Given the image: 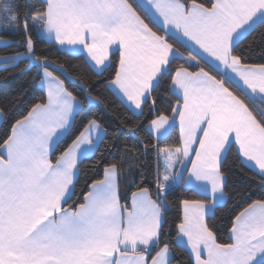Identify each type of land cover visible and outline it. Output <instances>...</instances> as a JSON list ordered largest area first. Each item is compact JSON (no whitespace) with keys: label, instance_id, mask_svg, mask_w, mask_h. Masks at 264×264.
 <instances>
[{"label":"snow or ice","instance_id":"obj_1","mask_svg":"<svg viewBox=\"0 0 264 264\" xmlns=\"http://www.w3.org/2000/svg\"><path fill=\"white\" fill-rule=\"evenodd\" d=\"M26 7L22 19L16 0L0 2V31L23 33L25 45V54L4 59L15 62L27 55L38 75L43 73L47 102L16 120L0 146V264H173L164 217L167 196L181 185L205 198L181 202L175 247L186 249L188 260L176 264H264V199L234 216L230 242L219 243L205 220L224 197V153L238 146L241 163L264 178V64L247 63L239 51L252 32L264 27V0H212L210 5L203 0H135V6L130 0H40ZM138 8L145 16L154 10L159 19L153 17L150 27ZM41 35L67 46L69 54L86 52L98 74L114 67L110 52L118 53L107 87L124 98L122 103L130 102L134 115L143 116L147 109L155 116L147 125L150 135L167 137L178 118L179 146L157 151L155 198L148 187H139L130 203H122L121 166L112 163L103 179L92 182L83 202L64 207L74 195L80 157L89 150L82 146H92L104 129L88 120L53 162L61 138L72 132L85 106L54 74L59 69L67 76L64 65L37 54ZM169 40L198 47L210 58L209 71L191 52L188 63L196 61L197 71L173 68L184 53ZM217 70L220 78L212 74ZM162 91L175 99L174 106Z\"/></svg>","mask_w":264,"mask_h":264},{"label":"trees","instance_id":"obj_2","mask_svg":"<svg viewBox=\"0 0 264 264\" xmlns=\"http://www.w3.org/2000/svg\"><path fill=\"white\" fill-rule=\"evenodd\" d=\"M16 2L22 5L21 18L23 19V12L27 10V4H38L40 0H16ZM130 2L135 6V0H130ZM203 2L210 5L212 0H203ZM137 11L152 27L153 22L150 16H145L144 11L140 8ZM158 34L164 35L165 33L159 32ZM1 36L9 39L10 43L0 46V57L13 56L15 53L25 54L23 33L14 35L8 31L7 33L1 32ZM33 39L36 40L37 37L34 36ZM169 42L174 43V47L180 48V51L184 53L183 58L178 57L174 60L173 68L184 65L191 71L198 70L197 65L188 63L189 52L196 56L192 51L172 40ZM36 49L37 54L42 53L57 64L64 65L67 69V76L62 74L59 69L54 74L64 80L68 90L72 91L85 106L84 111L75 116L72 132L64 136L61 139L62 142L56 147L52 157L53 162L68 144H71L88 120H97L105 131L104 137L94 152L80 160L73 189L74 195L64 207H74L76 203L83 202L84 194L89 191L92 182L103 179L105 167L112 163L121 166L118 183L122 203H130L131 193L138 190L139 187H148L155 198L154 176L157 167V151L179 146L177 143L180 134L178 124L174 123L167 137L157 138L153 133L150 135L146 130L147 125L155 116L149 115L147 109L143 116L134 115L130 108L121 102V98L117 94L114 95L113 91L107 87V82L114 76L115 67L118 66V53H112L110 56L114 67L98 74L90 67V63L83 53L69 54L54 42L41 37L36 43ZM239 51L247 58V63L264 64V27L257 28L252 32ZM28 60L27 56L0 67V110L3 113L0 125V146L3 145L7 135L11 134L12 126L16 120L23 119L34 105L47 102V94L41 86L42 72L38 75L37 67L34 64H29ZM196 60L200 62L199 66L209 71L208 63L198 56H196ZM218 72L212 74L220 78ZM174 74L173 71L172 75ZM69 77L72 79L70 80ZM80 83L88 89L87 92L81 89ZM230 90L235 91V88L230 87ZM160 94L170 99L174 106L175 99L170 94L163 91ZM88 95L94 97L92 103L87 100ZM96 100L100 103H95ZM162 114L172 115L170 111H162ZM241 161L235 147L222 160L221 170L226 177L224 191L227 201L223 205L216 206L213 212L205 218L209 227L217 235L219 243L230 242V229L236 214L253 201L264 199V178ZM159 163L161 171H163L161 157ZM204 198L203 195L183 185L170 191L167 196L164 232L169 237L170 247L175 254L173 264H176L177 260L185 262L188 260L187 250L175 247L176 226L183 219L181 202L184 199Z\"/></svg>","mask_w":264,"mask_h":264},{"label":"crops","instance_id":"obj_3","mask_svg":"<svg viewBox=\"0 0 264 264\" xmlns=\"http://www.w3.org/2000/svg\"><path fill=\"white\" fill-rule=\"evenodd\" d=\"M141 2L143 3L144 0H141ZM153 17H156V14L154 13V10L152 11V14H151L150 18L152 19ZM156 19L158 20L159 18L156 17ZM0 23H2V21H0ZM1 32H2V31H0V46L8 45V44L10 43V40L7 39L6 37L1 36ZM40 37L43 38V39L48 40V39H47L46 37H44L43 35H41ZM48 41H49V40H48ZM184 46L187 47L190 51H192V52H193L196 56H198V58H200L201 60H203V61L206 62V61H208V60L210 59L209 57H207L206 54H203L202 51L198 49V47H196V46H194V45H191V44H188V43H185ZM59 47H60V46H59ZM116 47H117V46L113 45V46H112L113 50H114ZM60 48L63 49V50H66V51H67V46H65V47H63V48L60 47ZM77 53H83V54H85L86 57H87V53L84 52V51H80V52H77ZM112 53H113V52H110V56H111ZM8 57H10V56H8ZM25 57H27V55H21V57H20L18 60H20V59H22V58H25ZM4 58H5V57H0V67H2V66H4V65H6V64H8V63H10V62H12V61H5ZM87 59H88L89 63H94V62H91V61H90V58L87 57ZM18 60H17V61H18ZM15 62H16V61H15ZM191 64H192V65H197V64H196V61H192ZM189 71H191V70H189ZM196 71H197V70H196ZM217 71H219V70H217ZM229 74H230V75H233V74H231V73H229ZM42 77H43V73H42ZM42 77H41V86H42V88L45 90V92H46V94H47V86H46V84L42 83ZM233 80L236 81V83L240 84L241 87H243L242 82L238 81V79H237L234 75H233ZM117 95L121 98V100L124 99L120 94L117 93ZM128 103H130V102H127V103H125V104L128 106ZM128 107H129V106H128ZM133 107H134V106H133ZM137 111H138V110H137ZM2 120H3V113H2V111L0 110V125H1V123H2ZM174 123H177V124H178V127H179V120H178V118L175 119V121L173 122V125H174ZM102 128H103V127H102ZM170 130H171V129H170ZM170 130H169V131H170ZM104 134H105V131H103V132H101V133L99 134V138L94 137V138H93V145H92V146H88V145H83V146H82V147H85V148H87V149H89V150L86 152L85 155H82V156L80 157V160H81L83 157L89 156V155H91V154L94 152V150H95V148L97 147L98 143H99V142L102 140V138L104 137ZM153 134H154L155 137H157V134H156V133L153 132ZM62 138H63V137H62ZM62 138H61V139H62ZM159 138H161V137H159ZM194 147H195V146H194ZM237 147H238V146H235L236 150H237ZM227 153H228V152H226V153L223 154V159L225 158V156L227 155ZM161 158H162V165H163V163H164V161H163V157L161 156ZM193 158H194V154H193ZM223 159H222V160H223ZM241 159H243V158L241 157ZM245 164H246L247 166H249L250 168H252L250 164H247V163H245ZM185 167L190 168V167H191V164L188 163V164L185 165ZM252 169H253V168H252ZM253 170L256 171V172L258 171V170H256V169H253ZM77 174H78V171L76 172V175H75V177H74V184H75V180H76V178H77ZM185 174L187 175V173H185ZM196 192H197V191H196ZM226 201H227V195H226V193H225V191H224V197H223L222 199H219V198L217 199L216 204L213 205V206L207 211V213H206V215H205V218H206V216H207L208 214H210V213L213 212V209H214L216 206H218V205H223V204L226 203ZM209 203H211V198H210V197H209Z\"/></svg>","mask_w":264,"mask_h":264},{"label":"rangeland","instance_id":"obj_4","mask_svg":"<svg viewBox=\"0 0 264 264\" xmlns=\"http://www.w3.org/2000/svg\"><path fill=\"white\" fill-rule=\"evenodd\" d=\"M9 32H11V30H8Z\"/></svg>","mask_w":264,"mask_h":264}]
</instances>
